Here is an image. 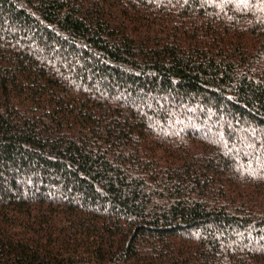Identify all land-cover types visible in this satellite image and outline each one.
<instances>
[{"label": "trees", "instance_id": "trees-1", "mask_svg": "<svg viewBox=\"0 0 264 264\" xmlns=\"http://www.w3.org/2000/svg\"><path fill=\"white\" fill-rule=\"evenodd\" d=\"M262 158L264 0H0V264H264Z\"/></svg>", "mask_w": 264, "mask_h": 264}, {"label": "rangeland", "instance_id": "rangeland-1", "mask_svg": "<svg viewBox=\"0 0 264 264\" xmlns=\"http://www.w3.org/2000/svg\"><path fill=\"white\" fill-rule=\"evenodd\" d=\"M240 130V129H239ZM241 131V130H240ZM240 131H238V133L240 132ZM240 134H241V132H240ZM263 164H264V158H262V159H260L259 161H258V165H262L263 166Z\"/></svg>", "mask_w": 264, "mask_h": 264}]
</instances>
